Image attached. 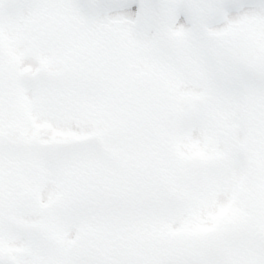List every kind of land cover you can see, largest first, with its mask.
Segmentation results:
<instances>
[{"label":"snow or ice","instance_id":"obj_1","mask_svg":"<svg viewBox=\"0 0 264 264\" xmlns=\"http://www.w3.org/2000/svg\"><path fill=\"white\" fill-rule=\"evenodd\" d=\"M0 264H264V0H0Z\"/></svg>","mask_w":264,"mask_h":264}]
</instances>
